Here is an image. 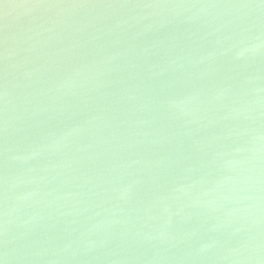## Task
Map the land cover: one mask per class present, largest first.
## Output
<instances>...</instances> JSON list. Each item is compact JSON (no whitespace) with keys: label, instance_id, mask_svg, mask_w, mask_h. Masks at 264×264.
<instances>
[{"label":"water","instance_id":"95a60500","mask_svg":"<svg viewBox=\"0 0 264 264\" xmlns=\"http://www.w3.org/2000/svg\"><path fill=\"white\" fill-rule=\"evenodd\" d=\"M0 264H264V0H0Z\"/></svg>","mask_w":264,"mask_h":264}]
</instances>
